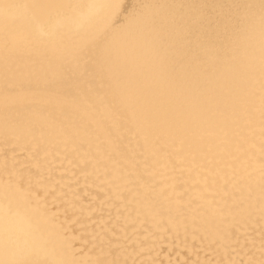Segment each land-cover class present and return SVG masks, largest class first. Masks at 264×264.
Here are the masks:
<instances>
[{"label": "bare ground", "instance_id": "bare-ground-1", "mask_svg": "<svg viewBox=\"0 0 264 264\" xmlns=\"http://www.w3.org/2000/svg\"><path fill=\"white\" fill-rule=\"evenodd\" d=\"M0 264H264L261 0H0Z\"/></svg>", "mask_w": 264, "mask_h": 264}, {"label": "snow or ice", "instance_id": "snow-or-ice-1", "mask_svg": "<svg viewBox=\"0 0 264 264\" xmlns=\"http://www.w3.org/2000/svg\"><path fill=\"white\" fill-rule=\"evenodd\" d=\"M261 6H262V8H264V0H261ZM4 7L7 9V8H10L13 6L4 5ZM107 7H109L112 10V16L110 17V20H112L114 17L118 16L119 9H120V5L118 3H112L110 5H107Z\"/></svg>", "mask_w": 264, "mask_h": 264}]
</instances>
